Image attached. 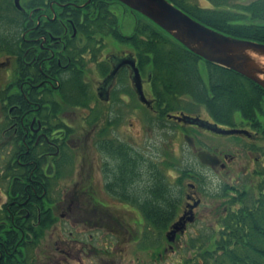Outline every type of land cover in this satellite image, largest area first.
Here are the masks:
<instances>
[{
    "label": "flooded vegetation",
    "instance_id": "af4514ba",
    "mask_svg": "<svg viewBox=\"0 0 264 264\" xmlns=\"http://www.w3.org/2000/svg\"><path fill=\"white\" fill-rule=\"evenodd\" d=\"M19 3L23 23L13 28L20 32L21 41L15 47L13 37L3 35L5 51L0 53V97L7 98L0 102L4 114L0 160H11L12 174L5 180L7 192L2 193L0 209L9 205L7 224L19 233H0V264H84L85 260L109 264L114 255L121 264L128 245L148 240L143 226L156 233L150 225L164 223L165 239L184 213L193 217L191 222L183 220L185 229L197 223L216 224L226 199L217 195L221 185L208 192L207 174L191 169L183 153L178 167L175 138H181L195 158L198 151L215 156L218 164L213 168L197 161L208 172L228 180L236 177V185H227L233 190L241 188L243 179L264 171L262 106L251 120L233 115L223 124L204 105L197 112L162 103L151 89V73L143 74L130 48L108 51L105 37L89 41L81 35L80 30L88 27L83 20L75 24L73 18L78 13L83 18L92 0ZM128 54L140 75L146 103L134 90L127 66L101 86L114 64ZM182 116L245 134H215L183 122ZM198 133L235 142L204 147L196 141ZM241 158L248 162L233 169ZM48 231L55 238L53 256L46 260L42 243ZM178 235L172 249L167 243L159 253L150 247L153 263L175 252ZM6 241L9 247L1 248Z\"/></svg>",
    "mask_w": 264,
    "mask_h": 264
},
{
    "label": "trees",
    "instance_id": "16d2710c",
    "mask_svg": "<svg viewBox=\"0 0 264 264\" xmlns=\"http://www.w3.org/2000/svg\"><path fill=\"white\" fill-rule=\"evenodd\" d=\"M167 1L216 31L264 44V0L245 6H229L226 2L230 0H206L212 7L209 10L200 9L190 0ZM112 4L119 3L115 0H92L86 7L89 9L86 15L82 18L78 13L73 20L75 24L83 20L88 28L80 30V33L89 41H94L96 36H109L126 44L137 57L143 74L146 71L151 73V89L160 102L180 105L179 97L186 96L194 104L204 105L209 115L223 124L229 123L236 114L244 120H251L260 111L264 98V90L260 87L231 70L203 61L136 12H132L135 18L131 34H122ZM79 11L84 13V10ZM22 23L21 15L12 2L0 0V53L5 51L2 38L8 33L17 47L21 41L20 32L13 27ZM200 61L205 64L206 84L198 70ZM6 99L2 96L0 102H6ZM10 163L11 160L7 161L0 176L5 183V193V180L12 176ZM217 195L226 198L218 222L210 225L206 233L185 242L184 250L189 255L183 257L179 264H264V171L253 179L249 190H233L222 184ZM7 206L0 209V221H6L0 224V233H19L7 224ZM18 223L21 220H17ZM150 227L160 236L167 225L156 223ZM20 230H23L22 223ZM9 244L6 241L1 248H8Z\"/></svg>",
    "mask_w": 264,
    "mask_h": 264
},
{
    "label": "water",
    "instance_id": "95a60500",
    "mask_svg": "<svg viewBox=\"0 0 264 264\" xmlns=\"http://www.w3.org/2000/svg\"><path fill=\"white\" fill-rule=\"evenodd\" d=\"M115 1L151 21L187 51L203 61L231 70L264 90V64L257 60V58L264 60V44L235 38L216 31L193 19L167 0ZM13 5L16 10L23 12L19 0H13ZM123 66H127L129 69L130 81L139 99L146 103L142 93V81L130 54L114 64L101 86H104L107 80L113 79ZM98 96L102 97L99 91ZM181 120L219 135L245 134V131L242 130L220 129L215 124H210L197 117L182 116ZM186 142L189 149L194 152L192 143ZM196 158L201 164L211 168L218 164V159L215 156L204 151H198ZM184 219L191 222L193 217L184 213L165 234L170 249H172L171 244L174 242L176 234H182L185 229Z\"/></svg>",
    "mask_w": 264,
    "mask_h": 264
},
{
    "label": "rangeland",
    "instance_id": "374dc122",
    "mask_svg": "<svg viewBox=\"0 0 264 264\" xmlns=\"http://www.w3.org/2000/svg\"><path fill=\"white\" fill-rule=\"evenodd\" d=\"M10 1L12 2V0H10ZM24 1H26V0H22V2H24ZM254 1H256V0H230V1H228V3L226 2V4H228L229 6H234V5L235 6H245V5H248ZM190 2L197 4L200 7L211 8V6L206 1H203V0H197V1L191 0ZM112 5H113L112 9L115 12V14L117 15V18L119 21V28H120L121 33L124 35H130L132 32V29H133V24H134V18H135L134 14L132 12H130L127 8L122 6L121 4H112ZM104 43H105L108 51L117 52V51H120L123 49L129 50L128 46L118 44L116 41H114L109 36L104 38ZM1 58H3V57L0 56V59ZM198 70H199L201 76L205 79V64H204V62L200 61L198 63ZM94 79H96V78H94ZM95 81L96 80H94V82ZM179 103H180V105L186 106L191 110H197V112L202 111V108L200 105L194 104L186 96H180L179 97ZM261 106L263 109L262 115L264 117V98L262 99ZM3 115L4 114H3L2 109L0 107V124L2 123V120L4 118ZM235 116L237 117L238 114H236ZM197 135H198L199 139H196V141L204 147H207L210 145H228V144L235 142L234 138H214V137L205 136L204 134H201V133H198ZM1 140L3 141L5 139L1 138ZM173 144H174V148H175V156H174L175 163L176 164L179 163L178 167L181 166L180 159H182V153H183L184 154L183 157L185 159V162H187L189 164L191 169L207 174L206 188H207L208 192H215L216 188H218L219 185H222V184H226L229 186L236 185V183H235L237 180L236 177H234L232 180H228V178L226 176H222V175H219L215 172H208L207 170H204V168L199 164V162L197 161L195 156L193 154L189 153V151L187 150L186 144L184 143V141L181 138H175L173 140ZM6 152H7V149H5L3 151L4 154ZM246 161L247 160L245 158H241L232 166V168L236 169V168L240 167V165ZM6 163H7V161L0 160V172H1V174H3L2 170L4 169L3 167L5 166ZM176 176H177V173L173 172L172 173V177H173L172 180H175L177 178ZM254 178H256L255 175L251 178L243 179V184H242L241 188H244L245 190H249L251 188L252 181ZM3 191H5V183L2 182L1 178H0V195H2ZM3 202H4V197L2 195L1 199H0V205ZM209 226H210V224H200V223L188 225L186 227L184 233L178 235L179 240L175 242V245L177 246V249L175 250V252L169 253L165 260L158 261L155 263H153L152 260L150 259L151 255H152V251L149 249H150V247L151 248L153 247V252L155 250V252L158 251V253H159L160 252L159 250H162V248L165 247V245H166V242L164 239V234H161L159 236V234L157 232L155 233L153 230L151 232V230H147V228H145L143 226V228L141 227V231L143 230L144 233L148 232L147 233V235L149 237L148 240L142 241V238H141V239H139V241L136 244L128 245V247L126 249V253L124 255V261L121 264H179L183 257H187L189 255V253L184 250L185 242L188 241L190 238H195L196 235L198 236V234H200V233H206ZM70 229L71 228L69 227L68 230H70ZM48 233H49V231L46 233V237L42 243V248L45 246L46 251H47L46 252V260L48 257L53 256L52 243H53V238H55L54 236L50 238ZM142 245H147L149 248L142 249L141 248ZM51 253H52V255H51ZM137 258L138 259H140V258L145 259V262L140 261L141 263L140 262L138 263ZM43 260H44V258H43ZM109 261H111L109 264H118L117 263L118 257L116 255H114L113 257H111L109 259ZM69 264H74V263L70 262ZM84 264H96V263H94L92 260H85Z\"/></svg>",
    "mask_w": 264,
    "mask_h": 264
},
{
    "label": "bare ground",
    "instance_id": "6f19581e",
    "mask_svg": "<svg viewBox=\"0 0 264 264\" xmlns=\"http://www.w3.org/2000/svg\"><path fill=\"white\" fill-rule=\"evenodd\" d=\"M257 60H258L261 64H264V60H263V59L257 58Z\"/></svg>",
    "mask_w": 264,
    "mask_h": 264
}]
</instances>
